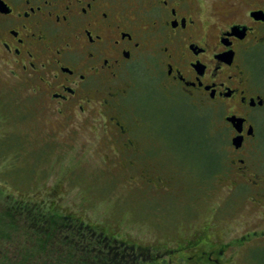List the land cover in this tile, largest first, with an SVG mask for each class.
Returning a JSON list of instances; mask_svg holds the SVG:
<instances>
[{"label": "flooded vegetation", "instance_id": "1", "mask_svg": "<svg viewBox=\"0 0 264 264\" xmlns=\"http://www.w3.org/2000/svg\"><path fill=\"white\" fill-rule=\"evenodd\" d=\"M0 60L36 81L59 119L100 127L115 152L103 166H122L144 188L166 183L143 164L144 123L135 115L154 91L134 83L136 63L147 65L163 95L206 109L225 141L217 150V133L207 139L215 147L209 176L222 167L231 193L248 190L256 227L233 242L196 232L159 264H234L240 246L244 260L264 264L256 257L263 250L246 256L264 249V0H0ZM132 92L136 103L124 109ZM221 212L218 204L213 226Z\"/></svg>", "mask_w": 264, "mask_h": 264}, {"label": "rangeland", "instance_id": "2", "mask_svg": "<svg viewBox=\"0 0 264 264\" xmlns=\"http://www.w3.org/2000/svg\"><path fill=\"white\" fill-rule=\"evenodd\" d=\"M146 67L136 63L134 83L141 91L154 92L146 93L145 106L135 116L144 123L139 128L143 164L165 178L159 188L131 184L122 166L104 167L109 166L104 156L115 152L102 144V129L81 127V118L59 119L42 99L37 82L0 60V209L20 203L50 209L132 246L145 258L141 253L167 257V249L181 246L196 232L206 241L233 242L246 228L256 227L248 190L231 193L226 188L230 182L220 177L222 167L209 176L215 147L207 139L217 133L212 139L222 149L220 122L209 123L206 109L173 99L167 90L163 95ZM137 94L132 92L122 107L136 103L132 98ZM218 204L222 224L213 226ZM3 245L8 242L0 238L2 251ZM238 253L234 264H253L251 258L243 259L244 247ZM256 257L264 262V254Z\"/></svg>", "mask_w": 264, "mask_h": 264}, {"label": "trees", "instance_id": "3", "mask_svg": "<svg viewBox=\"0 0 264 264\" xmlns=\"http://www.w3.org/2000/svg\"><path fill=\"white\" fill-rule=\"evenodd\" d=\"M0 229L8 242L0 264H159L162 257L145 258L95 227L28 203L3 206Z\"/></svg>", "mask_w": 264, "mask_h": 264}]
</instances>
